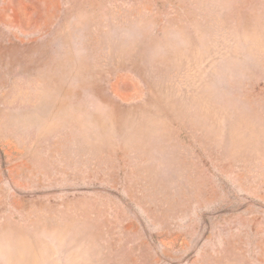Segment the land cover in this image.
I'll return each instance as SVG.
<instances>
[{
  "label": "rangeland",
  "instance_id": "rangeland-1",
  "mask_svg": "<svg viewBox=\"0 0 264 264\" xmlns=\"http://www.w3.org/2000/svg\"><path fill=\"white\" fill-rule=\"evenodd\" d=\"M0 264H264V0H0Z\"/></svg>",
  "mask_w": 264,
  "mask_h": 264
}]
</instances>
